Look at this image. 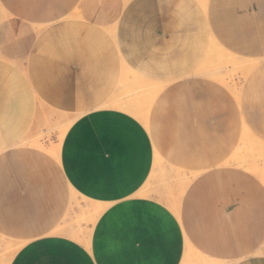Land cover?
<instances>
[{"label": "crops", "instance_id": "obj_1", "mask_svg": "<svg viewBox=\"0 0 264 264\" xmlns=\"http://www.w3.org/2000/svg\"><path fill=\"white\" fill-rule=\"evenodd\" d=\"M213 14L190 0H0V234L25 241L9 264H264V182L214 165L243 110L190 73L212 28L258 53L264 0H217ZM130 78L172 80L144 123L115 102ZM44 110L70 120L58 160L4 149ZM156 155L198 172L177 213L149 192ZM70 190L103 208L87 242L56 232Z\"/></svg>", "mask_w": 264, "mask_h": 264}, {"label": "rangeland", "instance_id": "obj_2", "mask_svg": "<svg viewBox=\"0 0 264 264\" xmlns=\"http://www.w3.org/2000/svg\"><path fill=\"white\" fill-rule=\"evenodd\" d=\"M190 1L198 7L202 19L205 16L208 22L210 15L212 21L215 16L213 13L217 0ZM251 12L256 13V8H252ZM217 34L218 32L212 28V38L208 40L202 60L190 68V73L193 76L207 78L222 86L234 102H238L241 106L243 126L234 150L214 165L242 167L254 173L264 182V178L252 168L257 167L264 171L262 170L264 169V46L260 47L258 53L240 52L226 45ZM258 34H256V38L262 42L260 38L262 36ZM123 82L125 83L124 93L120 95L119 101L115 100L116 105L131 104L133 110L127 111L137 118L144 108L150 118L160 93L172 80L130 78ZM147 84L151 87L144 90L142 85L147 86ZM142 91H146V93ZM69 124L70 120L64 115L45 110L36 111L30 130L18 142L9 144L8 147L4 146V149L28 146L46 158L58 160L59 149H61L62 140ZM2 152L0 151V154ZM197 174L198 172H189L186 168H176L164 158L156 155L155 169L150 179L152 182L148 185L149 192L168 204L173 210L172 202H174L179 210L186 187ZM68 195V210L56 232L84 239L87 242L92 227L103 208L81 199L74 190L68 191ZM24 242L0 234V264H9ZM258 254H264V244ZM189 255L191 261L202 262L199 257Z\"/></svg>", "mask_w": 264, "mask_h": 264}, {"label": "bare ground", "instance_id": "obj_3", "mask_svg": "<svg viewBox=\"0 0 264 264\" xmlns=\"http://www.w3.org/2000/svg\"><path fill=\"white\" fill-rule=\"evenodd\" d=\"M205 1V0H204ZM244 71V70H243ZM214 75V74H213ZM147 86H148V88H147ZM147 86L146 85H142V88L144 89V90H148L151 86L150 85H148L147 84ZM145 93H146V91H144ZM157 92V91H156ZM159 92V91H158ZM152 101V100H151ZM141 106V105H140ZM137 108V107H136ZM137 110V109H136ZM145 116L143 115V118H144ZM146 118H148V116L146 117ZM147 120V119H146ZM252 167V166H251ZM253 169H255V171H257L259 174H260V176H262V178H264V171H261L259 168H255V167H252ZM262 170H264V169H262ZM154 172V171H153Z\"/></svg>", "mask_w": 264, "mask_h": 264}]
</instances>
